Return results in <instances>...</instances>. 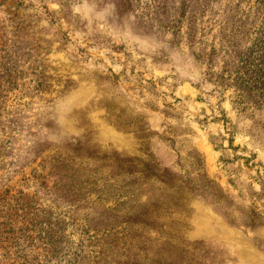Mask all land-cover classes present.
Instances as JSON below:
<instances>
[{
	"label": "rangeland",
	"instance_id": "1",
	"mask_svg": "<svg viewBox=\"0 0 264 264\" xmlns=\"http://www.w3.org/2000/svg\"><path fill=\"white\" fill-rule=\"evenodd\" d=\"M2 195L0 264H264V0H0Z\"/></svg>",
	"mask_w": 264,
	"mask_h": 264
},
{
	"label": "trees",
	"instance_id": "2",
	"mask_svg": "<svg viewBox=\"0 0 264 264\" xmlns=\"http://www.w3.org/2000/svg\"><path fill=\"white\" fill-rule=\"evenodd\" d=\"M24 195H22L23 197ZM27 197V195H26ZM28 198V197H27ZM16 199V195H2L0 200L2 202V208L0 209V243L5 241L19 242V235L30 236L28 233L32 229L25 228L24 226L17 225L18 215L10 212L13 207V201ZM18 233L19 235H17Z\"/></svg>",
	"mask_w": 264,
	"mask_h": 264
}]
</instances>
